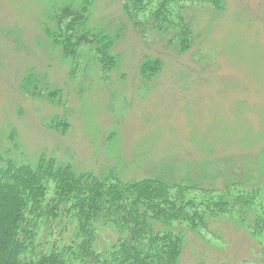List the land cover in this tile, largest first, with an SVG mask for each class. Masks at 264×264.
Returning a JSON list of instances; mask_svg holds the SVG:
<instances>
[{
    "label": "rangeland",
    "instance_id": "rangeland-1",
    "mask_svg": "<svg viewBox=\"0 0 264 264\" xmlns=\"http://www.w3.org/2000/svg\"><path fill=\"white\" fill-rule=\"evenodd\" d=\"M58 2L0 0V141L13 127L28 155L55 152L96 170L116 165L128 177L167 162L176 175L188 167L194 176V163L223 157L241 170L243 156L264 149V0L185 3L195 13L187 51L128 20L124 0H91V25L121 29L111 49L119 62L106 80L72 77L71 63L49 46L45 27H54L49 11ZM147 56L162 69L142 83ZM30 68L61 89L59 103L21 92ZM56 115L70 123L63 134L48 126ZM230 216L185 230L179 264H264L262 244ZM99 235L108 242L115 232Z\"/></svg>",
    "mask_w": 264,
    "mask_h": 264
},
{
    "label": "trees",
    "instance_id": "trees-1",
    "mask_svg": "<svg viewBox=\"0 0 264 264\" xmlns=\"http://www.w3.org/2000/svg\"><path fill=\"white\" fill-rule=\"evenodd\" d=\"M204 2L219 0H124L122 8L132 23L187 51L195 39V13L185 3ZM90 3L54 4V27L45 33L49 46L71 63L72 77L106 80L119 62L111 49L121 29L91 25ZM162 63L145 57L142 83L156 77ZM50 85L30 68L20 90L59 103L61 89ZM48 123L60 134L70 125L66 115ZM238 162L241 170L231 157L199 161L194 176L188 167L176 175L175 163L167 162L150 174L128 177L116 165L96 170L55 152L28 155L12 127L0 141V264H179L185 230H207L223 214L237 215L228 219L258 239L264 260V149ZM103 227L115 232L108 242L100 239Z\"/></svg>",
    "mask_w": 264,
    "mask_h": 264
}]
</instances>
